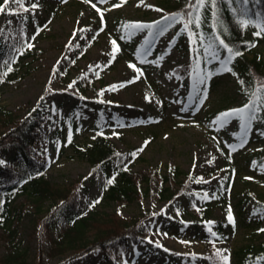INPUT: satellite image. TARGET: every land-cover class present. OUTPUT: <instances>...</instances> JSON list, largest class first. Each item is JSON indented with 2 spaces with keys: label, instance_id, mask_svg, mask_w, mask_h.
I'll return each mask as SVG.
<instances>
[{
  "label": "rangeland",
  "instance_id": "obj_1",
  "mask_svg": "<svg viewBox=\"0 0 264 264\" xmlns=\"http://www.w3.org/2000/svg\"><path fill=\"white\" fill-rule=\"evenodd\" d=\"M32 3L38 7L31 9ZM25 4L29 11L13 3L8 9L18 13L14 18L30 15L27 40L40 52L22 58L13 78L0 74V106L21 109V116L39 103L45 106L50 118L42 123L45 138L39 149L47 177L65 184L85 178L80 206L84 215L92 205L99 213L133 218L150 211L152 216L142 224L146 238L141 244L131 243L125 252L114 251L107 259L101 252L80 255L86 239L76 246L59 244V224L54 221L51 230L42 231L37 220L47 214L50 202L39 208L31 196L22 194L11 203V218L0 223L1 264H209L211 246L202 238L207 223L193 216L185 194L179 193L175 201L161 199L154 181L153 192L141 201L119 202L100 195L98 175L75 146L91 142L100 109L106 113V133L132 170L164 174L178 167L185 172L179 180L188 179L187 173L194 175L196 201H210L209 232L222 233L214 244L228 257L227 264L250 246L264 251V113L257 108V118L246 132L235 118L224 126L216 123L222 113L250 103L246 87L222 70L226 50L210 41L193 42L181 18L166 21L179 16L166 0ZM247 4L248 0L241 3ZM6 19L7 14L0 13V43L9 32ZM135 24L145 27H128ZM257 30L253 23L247 26L250 37ZM254 50L264 56V32ZM95 69L104 75L96 84L105 95L87 90L85 100L79 88L85 75L95 77ZM205 74V82L198 84V75ZM75 108L81 111L71 124ZM7 161L4 157L0 165ZM229 211L234 223L228 220ZM94 235L91 230L85 237L92 240Z\"/></svg>",
  "mask_w": 264,
  "mask_h": 264
},
{
  "label": "trees",
  "instance_id": "obj_2",
  "mask_svg": "<svg viewBox=\"0 0 264 264\" xmlns=\"http://www.w3.org/2000/svg\"><path fill=\"white\" fill-rule=\"evenodd\" d=\"M119 1L126 3L130 0ZM241 3L242 0H216L215 7L209 2L200 7L197 0H166V5L172 12L186 22L193 42L201 45L210 41L226 50L230 72L234 75L236 83L246 87L249 102L255 101L258 110L264 113V56L254 50L258 36L250 37L247 27H242L240 23L250 21L258 25V22L264 19V0H248L246 7ZM10 4L9 2L5 5V0H0V6L6 9L1 14H7ZM213 12L216 13L215 16ZM245 12L246 15L242 14ZM197 17L199 26L196 24ZM30 18L28 13L20 14L17 18L7 14L9 32L0 43V74L7 80L13 78L10 76L17 71V63L22 58L40 52L35 47H28L30 43L27 40L26 24ZM189 20L192 23H189ZM258 28L256 26V29ZM220 41H223V44ZM224 45H227V48ZM85 47H82L81 52L86 51ZM228 49H231L232 53ZM237 51L241 53L239 56L234 55ZM230 55L232 58L229 60ZM176 70L181 71L183 67ZM93 74L94 78L85 75L84 85L79 88V94L85 100L87 90L105 95L102 88L96 84L103 81V73L95 69ZM212 83L211 80L207 82V90L211 88ZM80 111V108L74 109L71 124ZM21 112V109L12 111L0 106V162L4 157L8 158L4 165H0V223L5 224L4 220L11 218V203L25 194L31 196L39 208L50 202L47 214L37 219L41 224L40 230H51L56 221L59 224L58 243L62 246H76L78 242L86 239L84 245H80V255L101 252L104 259H107L112 257L114 251L125 252L131 243L141 244L146 238L142 224L152 213L148 211L140 217L127 218L113 213H99L89 205L90 213L84 215L80 206L85 178L81 177L65 184L52 182L47 177L46 163L39 145L45 138L42 123L50 118V113L41 103L24 116H21ZM105 117V110H98L91 128V142L88 145H75L77 151L90 160L94 172L98 175L100 195L104 199L119 202L141 201L153 192L154 181L159 183L160 188L156 193L161 199L175 201L179 193L185 194L193 216L207 223V231L202 238L211 246V252L206 255L209 264H224L221 257L217 256L218 250L214 244L217 234L220 236L222 233L220 230L209 232L213 226L208 222L210 201L205 198L201 204L196 201L197 186L194 184V175L187 173L188 179L179 180L178 177L185 172L178 167L169 169L164 174L132 170L126 162V155L106 133ZM133 153L137 155V149H133ZM113 178V182L109 184L108 180ZM91 230L95 235L92 240H88L85 236ZM221 237L223 238V235ZM255 249L253 246L244 249L233 264H264L263 249ZM3 261L4 259L0 258V264Z\"/></svg>",
  "mask_w": 264,
  "mask_h": 264
},
{
  "label": "snow or ice",
  "instance_id": "obj_3",
  "mask_svg": "<svg viewBox=\"0 0 264 264\" xmlns=\"http://www.w3.org/2000/svg\"><path fill=\"white\" fill-rule=\"evenodd\" d=\"M9 2L18 5L19 7L23 8V11H29L30 9L25 6V0H5V5H8ZM101 2H104V0H101ZM208 2L215 7L216 4V0H208ZM243 3H247V0H242ZM205 4V0H197V5L202 7ZM115 6H120V5H115ZM36 7H38V5L36 3H32L31 4V9H35ZM93 7H95V5H93ZM5 7L4 6H0V13H4L5 12ZM198 11V8L196 9ZM99 11V9H98ZM7 14L9 15H15L18 14L14 9H8L7 10ZM242 14H247L242 13ZM102 15V14H101ZM213 15L215 16L216 13L213 12ZM180 19L179 16H171V17H167L165 18L166 21H172V22H176ZM189 23H192L191 20H189ZM241 26L242 27H247L249 26L250 21H241ZM196 24L197 26H199V19L197 17L196 19ZM257 27L260 28V31L255 32L254 34L256 36H261L262 32H264V22H262L261 24L256 25ZM128 27L130 28H142L145 27L143 25H139V24H135V25H129ZM113 45H115V41L112 42ZM221 44H223V41H220ZM29 48L32 47L31 44L28 45ZM225 48H227V45H224ZM117 50L114 48V51ZM228 51L230 53H232L231 49H228ZM241 53L240 52H235L234 55L235 56H239ZM114 58V57H113ZM232 58V56H229V60ZM227 65V61L224 62V66L222 68V70H227V71H231L230 68L226 67ZM131 67H135V65H130ZM137 71L139 72V69H137ZM206 75L209 74H205V75H198L197 77V83L198 84H203L205 82L206 79ZM256 112H257V107H256V102L253 101L252 103L246 104L243 107L239 108V109H234L231 110L229 112H225L222 113L220 116V119L218 121H216V123L218 124V126H224L230 119L235 118L238 119L241 122V127L244 129V131L246 132L247 129L250 127L251 123L253 120H255L256 117ZM69 142H70V138H69ZM142 150V149H141ZM133 155H135V153H133ZM113 179L108 180V183L111 184L113 182ZM99 201L97 200L95 203H98ZM228 220L232 223H234V219L231 215V212L229 211V215H228ZM214 235V234H213ZM217 256L221 257V259L224 261V264H227L228 261V257L224 256L223 253H221L219 250L217 251Z\"/></svg>",
  "mask_w": 264,
  "mask_h": 264
}]
</instances>
